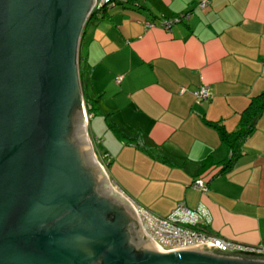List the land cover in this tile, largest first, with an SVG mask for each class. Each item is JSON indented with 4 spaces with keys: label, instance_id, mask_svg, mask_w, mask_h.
<instances>
[{
    "label": "crops",
    "instance_id": "1",
    "mask_svg": "<svg viewBox=\"0 0 264 264\" xmlns=\"http://www.w3.org/2000/svg\"><path fill=\"white\" fill-rule=\"evenodd\" d=\"M129 1L138 5L92 14L77 50L86 89L97 98L87 136L103 152L107 192L131 213L121 194L163 217L179 202L200 205L210 220L197 227L264 246V108L240 155L220 172L227 151L204 122L233 131L249 99L264 91V0H209L206 8L195 0ZM179 15L186 17L171 22ZM200 86L209 92L206 100L193 94ZM109 121L139 132L146 146L175 163L117 138ZM196 178L205 191L190 186Z\"/></svg>",
    "mask_w": 264,
    "mask_h": 264
},
{
    "label": "water",
    "instance_id": "2",
    "mask_svg": "<svg viewBox=\"0 0 264 264\" xmlns=\"http://www.w3.org/2000/svg\"><path fill=\"white\" fill-rule=\"evenodd\" d=\"M90 5L0 0V264H264L213 247L162 252L102 187L76 137Z\"/></svg>",
    "mask_w": 264,
    "mask_h": 264
},
{
    "label": "built area",
    "instance_id": "3",
    "mask_svg": "<svg viewBox=\"0 0 264 264\" xmlns=\"http://www.w3.org/2000/svg\"><path fill=\"white\" fill-rule=\"evenodd\" d=\"M115 2L116 0H91V13H99L101 8L111 6ZM195 5L198 8H206L209 5V0H195ZM184 17L186 16L179 15L171 22H178ZM146 24L151 25V23ZM161 24L166 28L169 22L162 21ZM119 80L120 76L114 77L115 82H119ZM193 94L197 100H206L209 97V92L205 86L198 87ZM83 115L84 120L87 121L89 114H86L84 110ZM190 186L202 192L206 189L202 181L197 178L191 182ZM121 195L126 199L142 233L162 252L190 247H213L226 254L264 255V246L262 245H243L197 227V223L208 224L210 220L209 213L200 205L194 209H189L182 202H179L167 216L163 217L148 211L124 194Z\"/></svg>",
    "mask_w": 264,
    "mask_h": 264
},
{
    "label": "trees",
    "instance_id": "4",
    "mask_svg": "<svg viewBox=\"0 0 264 264\" xmlns=\"http://www.w3.org/2000/svg\"><path fill=\"white\" fill-rule=\"evenodd\" d=\"M116 4H123L131 7L138 5V3L129 0L127 1L116 0ZM104 8L106 7L101 8V10H103ZM77 58H78L77 61L78 76H80V69L82 67L81 65L82 57L77 56ZM83 101L86 109L85 111L87 114L90 115V113L95 109L97 98L83 96ZM263 108H264V91L260 92L255 96H252L249 99L247 105L240 111L236 128L233 131H226L222 125L216 122L204 121L205 124L215 129L220 144L224 146L227 151L226 158L219 163L220 165L216 168V172L229 169L232 166L234 160L240 155L239 145L241 141H243L245 137L248 135V133L251 131L257 117L260 115ZM108 116L109 114H107L106 117ZM107 125L117 138L125 141H133L137 146L141 147L150 155L154 154V157H160L163 161H168L169 163H175V160H173L172 158L162 154L160 151L157 150L154 151L149 146H146L140 139L139 132L137 131L131 132L130 130L126 129L124 126L115 124L110 121ZM95 150L99 155L103 154V152L100 151V148L97 144H95ZM204 161L208 162L207 160Z\"/></svg>",
    "mask_w": 264,
    "mask_h": 264
},
{
    "label": "rangeland",
    "instance_id": "5",
    "mask_svg": "<svg viewBox=\"0 0 264 264\" xmlns=\"http://www.w3.org/2000/svg\"><path fill=\"white\" fill-rule=\"evenodd\" d=\"M89 20V19H88ZM86 20V21H88ZM86 23V22H85ZM77 54H76V80H77V86H78V90H79V95L84 97H90L87 89H86V73L85 70L81 67L80 69V76H78V58H77ZM79 77V78H78ZM83 100V99H82ZM81 106H82V113L84 112L85 109V105H84V101H81ZM86 112V111H85ZM87 114V113H86ZM90 118V115H89ZM88 126L86 121L84 120V115L82 116V118L80 119V124H79V129H78V133L76 134L77 140L80 144L84 145L86 147L87 150L86 151V157L89 161V163L92 164L93 167H97L98 173L104 178V183H101L102 187L105 186V188H108V181L106 180V170L105 167L103 166L101 160L99 159V154L96 152L95 150V145L92 143V141H90L89 137L87 136L88 132H87ZM97 158V159H96ZM101 167H100V166ZM138 236L140 237V239L143 242L142 237L140 236V234L138 233Z\"/></svg>",
    "mask_w": 264,
    "mask_h": 264
},
{
    "label": "flooded vegetation",
    "instance_id": "6",
    "mask_svg": "<svg viewBox=\"0 0 264 264\" xmlns=\"http://www.w3.org/2000/svg\"><path fill=\"white\" fill-rule=\"evenodd\" d=\"M84 26H85V25H84ZM84 26H83V28H84ZM83 28H82V29H83ZM136 224H137V223H136ZM134 226H135V224H134ZM138 228H139V227H138ZM135 229H136V228H135ZM136 232H137V234H138V231H137V230H136ZM140 235H141V234H140ZM141 237H142V236H141ZM142 239H143V238H142ZM143 241H144V240H143ZM241 255H242V254H241Z\"/></svg>",
    "mask_w": 264,
    "mask_h": 264
}]
</instances>
